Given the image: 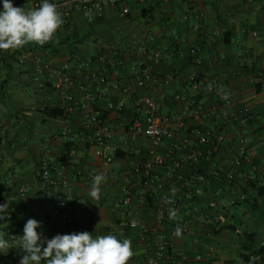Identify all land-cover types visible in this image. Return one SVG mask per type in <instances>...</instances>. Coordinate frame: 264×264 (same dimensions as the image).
I'll list each match as a JSON object with an SVG mask.
<instances>
[{
  "label": "crops",
  "instance_id": "1",
  "mask_svg": "<svg viewBox=\"0 0 264 264\" xmlns=\"http://www.w3.org/2000/svg\"><path fill=\"white\" fill-rule=\"evenodd\" d=\"M92 17L89 21L75 11L48 45L0 50V195L10 202L13 215L0 220V229L21 231L33 218L41 222L37 231L47 239L84 231L94 237L128 238L134 252L128 264H152L162 235L172 243L175 264L182 258L185 264H257L252 256L264 244V196L259 194L264 185V0H147L133 4L126 17L108 5L102 17ZM195 45L205 49L201 66L190 53ZM74 52L88 64L70 72L64 89L74 95L83 89L101 95L93 108L105 112L113 129L116 152L109 165L93 154L95 127L84 126V113H65L60 94L50 84L40 87L33 80L37 59L61 67ZM99 56L105 57L104 63ZM193 73L214 85V91L194 89ZM93 74L106 81L95 80ZM138 80L145 86H136ZM121 85L131 87L127 94L117 88ZM219 89L230 92L231 104H225ZM145 96L156 102L160 116L182 122L177 142L189 140L188 150L157 149L164 163L155 164L154 171L162 181L147 190L142 171L154 159L151 141L127 129L134 119L143 121L144 111L138 113L135 102ZM122 97V111L108 108ZM191 98L198 110L189 106ZM241 108L251 116L243 138L236 121ZM50 109L62 115L49 116ZM66 128L69 134L63 135ZM195 128L209 131L215 140L223 136L213 155L198 164L185 160L197 145ZM242 145L255 154L236 166ZM71 149L76 150L74 156ZM178 160L182 167L169 176ZM44 162H50L54 172L63 169L68 185L56 179L49 190H41ZM96 174L106 177L99 201L89 195ZM22 185L30 187L24 198L17 194ZM173 187L177 217L157 224L158 198L171 196ZM127 189L131 203L123 206ZM63 212L68 215L65 223ZM134 219L138 227L124 225ZM178 225L183 230L179 238L173 235ZM23 254L11 249L0 253V262L19 264Z\"/></svg>",
  "mask_w": 264,
  "mask_h": 264
},
{
  "label": "built area",
  "instance_id": "2",
  "mask_svg": "<svg viewBox=\"0 0 264 264\" xmlns=\"http://www.w3.org/2000/svg\"><path fill=\"white\" fill-rule=\"evenodd\" d=\"M17 3L18 7H24L25 10L38 7L43 0H12ZM147 0H49L50 3H54L57 6V10L62 14V19L64 20V24L70 18V16L75 11H80L85 15L86 11H91L92 16L102 17L104 13L105 5L115 9L117 13L121 17H126L132 7L133 4H143ZM13 3V2H12ZM3 0H0V10H2ZM187 19V16L184 17ZM194 30H199L198 25L193 26ZM46 43L45 45H48ZM191 55L193 56L194 62L196 65L201 66L205 61V49L201 45H195L190 50ZM98 61L100 63L105 62L104 56H99ZM23 62V59L20 63ZM87 62L80 61V56L78 52H74L71 54L69 61L64 62L61 67H54L50 63L41 62L39 59L35 62L34 67V76L33 80L40 87L45 86L46 84H50L51 87L60 94L63 101V110L65 113H73L75 111H81L85 115L84 126L86 127H95L92 148L93 154L96 158L100 159L105 165H109L113 162L115 158L116 147L112 142L113 138V129L105 116V112L100 109L93 108V104L101 98V95L93 93L87 89H83L79 95H74L73 93H69L64 89V83L68 78L70 72L83 70L87 66ZM146 72V71H145ZM92 78L98 80L100 82H105L106 78L102 75H91ZM190 81L194 89L198 90L200 88L208 89L209 85L206 84L197 73H193L190 76ZM136 86H145L144 80H138L135 82ZM123 95L127 94L129 85H121L117 86ZM214 91L215 87L212 85ZM208 91V90H207ZM230 93L229 91H226ZM184 99V98H183ZM232 102L231 94L228 99L225 100V104L229 105ZM264 102V100H263ZM189 106L198 110V102L195 98H191L188 100ZM126 100L124 97L120 98L116 103L109 104V109H114L116 111H122L125 108ZM135 109L138 113L144 111L143 121L139 119H134L132 122L127 124V129L133 133H143L147 137H149L151 141L152 148L150 149V154L154 157L153 161H149L145 163L142 171V187L144 189H150L154 187L157 183H161L162 179L158 173L154 171L155 164L162 165L164 163V157L157 154V149L160 147L169 148L171 151H176L178 149H189V140L188 138L183 139L181 142H177V129L182 126V122H178L172 116H160L158 111V106L156 102L149 96L141 97L135 102ZM42 111H45L46 108L42 107ZM251 120V116L247 109L241 108L238 111V117L236 121L239 125L240 136L243 138L247 131V126ZM174 125V127H172ZM63 135H68L69 130L66 128L62 132ZM192 134L197 139V145L195 148L191 149L189 153L186 155L185 160L198 164L200 159L204 156H212L215 152V149L218 146V143L223 141V136L220 135L215 140L212 137V134L203 129V128H195L192 130ZM76 154L75 149L70 150V155L74 156ZM254 151L250 152L245 146H241L239 148L238 157L235 159L234 164L239 166L241 162L248 158V156H253ZM182 167V160L175 161L172 164L171 169L167 172L170 176L175 174ZM217 175L219 172L216 173ZM229 182H231L234 178L233 172L228 174L227 176ZM56 179L60 180L63 186L68 185V180L65 177L63 169H58L57 171H53L50 162H44L41 168L40 174V187L41 190L47 191L51 186L56 183ZM197 179L200 181H205V177L203 175H198ZM29 185H22L17 188V194L24 198L27 191L29 190ZM132 192L130 189L125 191V195L123 200L121 201V205L128 206L131 203ZM171 197L168 194H161L158 198V207L155 213V222L157 224H162L165 221H172L169 219L168 211L170 208L175 209L177 204V200L174 199V203L167 204L164 201V197ZM243 199V196H242ZM8 202L9 208L8 212V220H11L13 215L10 209V202L5 197L4 194L0 195V204H4ZM62 206H66L67 202L62 199ZM81 208L84 209L85 205L81 204ZM62 219L67 222L68 215L67 213H62ZM127 225L131 228L138 227L139 223L137 220L129 221ZM0 232L5 233L6 239L12 241L18 239V235L23 234V229L21 231H15L13 229H7L3 231L0 229ZM264 247V244H262ZM172 248V243L166 239L164 235L160 237V241L157 245V249L155 252V256L151 259L152 264H175L174 257L170 253ZM253 261L257 264H264V251L259 252V250L255 251L252 256ZM185 258L181 259L180 264H185ZM0 264H12L8 262H0Z\"/></svg>",
  "mask_w": 264,
  "mask_h": 264
},
{
  "label": "clouds",
  "instance_id": "3",
  "mask_svg": "<svg viewBox=\"0 0 264 264\" xmlns=\"http://www.w3.org/2000/svg\"><path fill=\"white\" fill-rule=\"evenodd\" d=\"M85 16L92 20L91 11H86ZM62 14L54 3L49 0L36 8L25 10L16 7L12 0H3L0 10V50H17L28 44L44 46L52 41L55 33L63 25ZM209 92L213 90L208 86ZM217 94L225 100L230 93L219 89ZM106 177L96 174L92 177L90 197L99 201L101 198V184ZM177 189H170L171 197H164L167 204L174 203ZM8 202L0 204V220L8 218ZM169 219L175 220L177 212L170 208ZM41 222L30 218L23 227V234L18 239H5V233L0 232V253L7 254L11 249H19L24 254L19 264H128L134 256L132 241L128 238L120 240L113 234L93 236L87 231L71 234H57L51 239L43 237L37 231ZM182 228L178 225L173 235L182 236Z\"/></svg>",
  "mask_w": 264,
  "mask_h": 264
},
{
  "label": "trees",
  "instance_id": "4",
  "mask_svg": "<svg viewBox=\"0 0 264 264\" xmlns=\"http://www.w3.org/2000/svg\"><path fill=\"white\" fill-rule=\"evenodd\" d=\"M46 113L49 116H52V117H57V116L62 115V111L57 110V109L47 110ZM105 116H106V114H105ZM259 194L262 195V196H264V185L262 187H260ZM261 251H264V247H262L261 249H259V252H261Z\"/></svg>",
  "mask_w": 264,
  "mask_h": 264
}]
</instances>
